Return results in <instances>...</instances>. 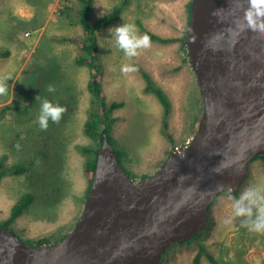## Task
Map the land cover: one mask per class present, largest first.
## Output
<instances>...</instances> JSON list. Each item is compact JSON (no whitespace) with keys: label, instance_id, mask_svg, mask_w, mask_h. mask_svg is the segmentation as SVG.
I'll return each instance as SVG.
<instances>
[{"label":"rangeland","instance_id":"rangeland-1","mask_svg":"<svg viewBox=\"0 0 264 264\" xmlns=\"http://www.w3.org/2000/svg\"><path fill=\"white\" fill-rule=\"evenodd\" d=\"M186 1L130 0L132 11L123 10L121 18L100 33L104 96L109 101L124 103L114 113L117 121L113 125V137L117 146L127 151L126 157L120 160L123 167L134 175V182L140 181L144 175H153L169 157L189 145L197 131L203 103L188 50L181 47L180 40L166 43L151 40L149 48L140 50L138 56L129 60L116 46L108 29L129 23L135 25L139 34H144L137 23L140 21L154 34L164 38L179 35L175 38L180 39L186 35L190 14L188 5L192 0ZM5 2L0 5V48L10 49V54L0 56V75H10L11 79L6 81L7 94L0 95V106L10 103L27 106V110L23 112L25 114L17 115L19 120L11 118L10 112L6 117H0V154L8 155V163L24 162L35 150L33 144L41 141L37 135L41 129L36 120L41 100L35 99L37 95L60 105L66 102L73 107L75 102L69 119L64 125L60 121L56 128V131H61L65 142L58 171L59 179L64 181L63 193L54 195L57 200L53 207L45 205L46 202H37L11 227L23 240L42 236L58 227L69 233L83 210L89 185L83 168L85 156L76 146L93 142L82 133L90 96L86 87L89 70L74 63L80 51L76 38L82 36L83 31L79 24H68V18L71 21L76 17L74 11H69V15L61 12L66 2L75 10L79 9L80 3L77 0H7L6 5ZM17 3L22 5V11L32 8L33 14L29 17L23 12L20 14L15 6ZM113 3L109 10L115 6ZM91 19L94 20L95 16L91 15ZM62 37L74 41H63ZM124 64H132L137 70L122 73ZM140 69L147 71L155 85L161 87L170 99L169 128L174 144L160 132L162 105L155 94L144 90L145 81ZM49 84L55 86L54 92L47 91ZM28 116L33 118L27 119ZM49 130H53L50 125L46 132ZM250 186L264 187V163L261 158L250 160L247 177L237 190L226 188L215 197L209 208L206 228L191 240L171 244L160 264H195L194 257L200 243L229 264H264V234L242 227L243 218L225 223L231 216L233 198L238 199ZM27 190L25 176L7 175L2 178L0 221L10 216L12 205ZM199 264L211 263L203 255Z\"/></svg>","mask_w":264,"mask_h":264},{"label":"water","instance_id":"water-1","mask_svg":"<svg viewBox=\"0 0 264 264\" xmlns=\"http://www.w3.org/2000/svg\"><path fill=\"white\" fill-rule=\"evenodd\" d=\"M246 0H192L184 44L203 103L185 154L134 182L105 137L73 229L51 246L0 228V264H160L206 228L224 189L264 153V36L243 25ZM219 186V187H218Z\"/></svg>","mask_w":264,"mask_h":264},{"label":"trees","instance_id":"trees-1","mask_svg":"<svg viewBox=\"0 0 264 264\" xmlns=\"http://www.w3.org/2000/svg\"><path fill=\"white\" fill-rule=\"evenodd\" d=\"M77 1L80 3L79 9L75 10L66 2L61 12L65 15L68 14L69 11H74L76 13V17L71 21L68 18V24H79L83 31L82 36L76 38L80 51L74 58V63L77 66H86L89 70V78L86 87L90 96L86 108V118L83 123L82 133L86 137L90 138L93 142L89 145L78 144L76 148L85 156L83 168L88 178L89 190L92 182V175L95 169L96 155L101 148L105 137H107L109 142L113 145L122 167L123 164L120 159H122V157L125 158L127 154V151L124 147L117 146V142H115V138L113 137V125L117 121V116H115L114 113L117 109L121 108L124 103L123 101L118 100L109 101L104 96L102 87L104 66L99 52L98 31L104 29L112 22L117 20L122 13L123 7L129 5L130 0H121L120 3L113 6V8H111L107 13L96 18L95 20L91 19L94 0ZM188 8L190 10V4L188 5ZM73 16L74 14L71 17ZM137 23L140 30L144 34L149 35L151 40L158 41L160 43L180 40L182 44L181 47L183 49L187 48L184 44L185 36L181 37L180 39L168 37L164 38L147 30L140 22ZM60 39L63 41H74L69 37H62ZM9 54L10 49L0 48L1 57L9 56ZM140 71L145 81L144 90L155 94L162 105L160 132L168 142L174 144V136L169 128V116L172 107L170 99L161 87L155 85L151 75L147 71H144L143 69H140ZM63 103L65 104L62 106L66 108V111L64 112L60 121L63 122L64 125L69 119L71 111L74 112L75 102L73 107L66 104V102ZM20 108L22 109L19 110ZM25 110H27V106L20 107L14 106L10 103L5 104L0 106V117H6L10 112L11 118L15 117L16 120H19L20 118L17 117V115L25 114L23 113ZM32 118V116L27 117V119L30 120ZM58 124L53 123L50 120L49 125L53 130H49L48 132L40 130L37 133L41 141L39 144H33V146H35V150L32 152V155L27 161H14L13 163H8V155L6 153L0 154V182L2 178L7 175H22L26 177L28 184V190L19 195L12 205L10 209V216L5 220L0 221V228L4 226L11 227L12 223L21 214L27 211L34 204L36 205L37 202H46L45 205L53 207L55 201L57 200V198H54V195L57 193H63L64 181L59 179L58 171L61 167V153L65 146V142L61 131H56ZM48 149H50V151ZM254 158H261L264 163V153L258 154L252 159ZM123 169L128 173L130 178H134V175L131 173V171H127L124 167ZM145 177H147V175H144L142 179ZM88 190L86 191V195ZM63 229V227H58L56 230L42 236L22 240L26 244L33 246L56 244L57 242L62 241L68 235V232L64 231ZM203 255L211 264H229V261H224L217 258L207 249L204 244L200 243L198 244V251L194 257V263L199 264Z\"/></svg>","mask_w":264,"mask_h":264},{"label":"clouds","instance_id":"clouds-1","mask_svg":"<svg viewBox=\"0 0 264 264\" xmlns=\"http://www.w3.org/2000/svg\"><path fill=\"white\" fill-rule=\"evenodd\" d=\"M246 5L242 17L243 25L252 32L264 36V0H246ZM108 32L115 40L116 46L123 51L129 60L138 56L140 50L151 46L150 36L139 34L138 29L133 24L123 23L110 27ZM136 70V67L132 64H124L121 67V72L125 74ZM10 79V75H0V95L7 94L6 81ZM47 91L54 92L55 86L49 84ZM35 99L41 100L40 111L36 118L39 128L46 131L49 120L58 124L66 108L58 102L53 103L47 98L41 99L39 95ZM230 207L232 210L231 216L225 220L226 224L232 223L235 218H243L241 220L242 227H246L253 233L264 234V187L250 186L246 188L238 199L233 198Z\"/></svg>","mask_w":264,"mask_h":264},{"label":"crops","instance_id":"crops-1","mask_svg":"<svg viewBox=\"0 0 264 264\" xmlns=\"http://www.w3.org/2000/svg\"><path fill=\"white\" fill-rule=\"evenodd\" d=\"M2 1H5V0H2ZM2 1L0 0V5L2 4ZM114 1V3H115V5H117L118 3H120V0H94V3H93V9H92V16L94 15L95 16V19L96 18H98V17H100V16H102V15H104L105 13H107L108 11H109V8H110V4L112 3ZM6 5H8V2H7V0H6ZM113 3V4H114ZM184 3H187V1L186 0H184ZM149 4V3H148ZM180 4H181V2H180ZM150 5V4H149ZM176 5V4H175ZM16 7H18V9L17 10H19V12H20V14H22V12H23V15L24 16H26V17H29V16H31L32 14H33V9L32 8H30V7H27L26 9H25V11H22V10H20V9H22V5L20 4V3H17L16 5H15ZM176 7H179V5L177 4L176 5ZM175 7V8H176ZM127 10V11H132L131 9H130V3H129V5H127L123 10ZM52 9H50V11H51ZM123 10H122V12H123ZM121 15H122V13H121ZM121 15H120V17L119 18H121ZM94 19V20H95ZM138 22V21H137ZM140 22V21H139ZM141 23V22H140ZM142 24V23H141ZM106 28V27H105ZM103 30V29H102ZM102 30H100V31H98V38H100L101 36H100V33H101V31ZM27 33V32H26ZM172 36H174V38L175 37H180L179 35H172Z\"/></svg>","mask_w":264,"mask_h":264},{"label":"built area","instance_id":"built-area-1","mask_svg":"<svg viewBox=\"0 0 264 264\" xmlns=\"http://www.w3.org/2000/svg\"><path fill=\"white\" fill-rule=\"evenodd\" d=\"M187 148H188V146H185V148L184 149H182V150H180L179 152H177V153H179V154H185L186 153V150H187ZM175 153H176V151H175Z\"/></svg>","mask_w":264,"mask_h":264},{"label":"bare ground","instance_id":"bare-ground-1","mask_svg":"<svg viewBox=\"0 0 264 264\" xmlns=\"http://www.w3.org/2000/svg\"><path fill=\"white\" fill-rule=\"evenodd\" d=\"M188 53V52H187ZM87 177V176H86ZM223 201V200H222Z\"/></svg>","mask_w":264,"mask_h":264},{"label":"flooded vegetation","instance_id":"flooded-vegetation-1","mask_svg":"<svg viewBox=\"0 0 264 264\" xmlns=\"http://www.w3.org/2000/svg\"><path fill=\"white\" fill-rule=\"evenodd\" d=\"M185 242V241H184ZM181 243H183V242H181Z\"/></svg>","mask_w":264,"mask_h":264}]
</instances>
